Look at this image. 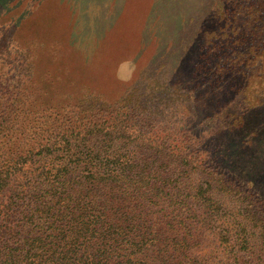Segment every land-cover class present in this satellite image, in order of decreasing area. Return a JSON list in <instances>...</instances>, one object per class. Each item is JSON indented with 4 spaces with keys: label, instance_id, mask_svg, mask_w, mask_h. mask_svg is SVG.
Segmentation results:
<instances>
[{
    "label": "trees",
    "instance_id": "16d2710c",
    "mask_svg": "<svg viewBox=\"0 0 264 264\" xmlns=\"http://www.w3.org/2000/svg\"><path fill=\"white\" fill-rule=\"evenodd\" d=\"M219 1L203 22L222 21L219 31L203 28L210 51L181 52L184 75L175 67L167 80L186 96L203 90L204 107L225 92L258 106L264 0ZM41 60L0 52V264H259L263 197L199 131L166 115L170 105L152 87H165L160 73L146 100L131 103L133 92L129 103L110 102L42 72Z\"/></svg>",
    "mask_w": 264,
    "mask_h": 264
},
{
    "label": "rangeland",
    "instance_id": "374dc122",
    "mask_svg": "<svg viewBox=\"0 0 264 264\" xmlns=\"http://www.w3.org/2000/svg\"><path fill=\"white\" fill-rule=\"evenodd\" d=\"M215 2L226 4L219 0H0V52H40L42 72L91 86L110 102L126 98L123 103H129L133 92L131 103L146 100L142 97L150 87H145L160 73L165 87L155 83L152 87L169 103L166 115H178L191 134L199 131L204 146L225 153L230 174L264 199V103L245 108L225 92L213 107H204L203 90L186 96L174 92L167 80L175 67L179 76L184 75L188 60L181 52L197 56L210 51L211 43L202 31L221 30V20L216 26L209 20L203 23ZM183 9L195 11V17L176 19ZM236 108L244 112L243 123ZM250 244L259 248L256 238ZM257 261L264 264V257Z\"/></svg>",
    "mask_w": 264,
    "mask_h": 264
}]
</instances>
